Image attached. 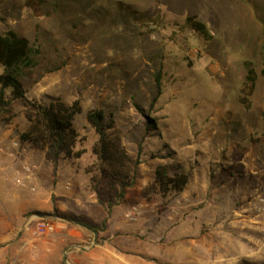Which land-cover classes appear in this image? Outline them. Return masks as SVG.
<instances>
[{"label":"rangeland","instance_id":"374dc122","mask_svg":"<svg viewBox=\"0 0 264 264\" xmlns=\"http://www.w3.org/2000/svg\"><path fill=\"white\" fill-rule=\"evenodd\" d=\"M25 2L0 0V32L13 29L41 51L21 78L15 116L0 119V140H19L33 104L79 99L82 154L61 160L56 176L42 161L40 207L23 216L39 247L60 238L39 250L42 263L13 248L5 264H264V0H46L42 16ZM247 60L258 72L250 108L240 101ZM91 109L132 156L140 153L136 184L111 209L110 193L86 173L98 140ZM160 165L189 175L183 192H145ZM42 219L56 231L35 234Z\"/></svg>","mask_w":264,"mask_h":264},{"label":"trees","instance_id":"16d2710c","mask_svg":"<svg viewBox=\"0 0 264 264\" xmlns=\"http://www.w3.org/2000/svg\"><path fill=\"white\" fill-rule=\"evenodd\" d=\"M45 1L26 0L25 4L37 16H42L46 14L43 8ZM187 22L206 39L211 38L204 23L191 17L187 18ZM40 53L38 45L32 44L27 37L19 35L15 30L0 32V66L3 68L0 74V119L6 124L15 116L13 102L25 96L21 78L39 64ZM245 69L246 76L240 89V101L246 108H250L258 72L251 60L245 62ZM33 106L35 112L27 115L29 125L19 134L20 143L40 151L52 165L53 174L57 175L61 160L70 161L82 154V151L75 150L79 133L73 123L75 116L82 112L81 102L76 99L66 103L57 98L49 104L39 103ZM87 119L95 129L98 140L92 148L96 162L86 168V173L91 175V185L96 191L102 188L110 193L112 199L108 209H111L121 202L128 190L136 184L141 163L140 153L135 158L110 135L103 124L104 114L101 110H89ZM189 179V175L183 171L171 175L166 166L160 165L156 169L154 183L147 187L145 192L160 193L163 196L170 193L180 194L185 190ZM71 220L91 231L100 230L97 224L82 217Z\"/></svg>","mask_w":264,"mask_h":264},{"label":"crops","instance_id":"0c3cea01","mask_svg":"<svg viewBox=\"0 0 264 264\" xmlns=\"http://www.w3.org/2000/svg\"><path fill=\"white\" fill-rule=\"evenodd\" d=\"M18 141L20 143V138ZM36 153L38 155H36ZM43 160L46 159L38 150L30 149L28 146L21 145V143L19 147H16L13 141L12 143H5L3 140H0L1 264L6 263V257L9 258L13 248H17L16 252L19 255L22 253L23 258L29 260V256L30 261L33 262L31 259L37 256V262L42 263V249L49 248L51 246L50 243L53 242L56 237L60 238L62 235L59 232L53 234L51 236L53 238L50 242L47 241L49 239L47 238L45 239V243H42L41 247H39L38 245L41 242L35 243L31 241L28 236L30 226L27 224L28 222L23 221V216L27 210L40 207L39 199L42 197L40 192L41 188L38 184H34L38 183V180L40 182L45 180L44 171L39 168L43 164ZM26 168H29V171H27ZM19 182H23L24 185H21ZM6 195H8V197ZM6 199H8L7 204L9 203L8 208H6L7 205L4 204ZM117 207L118 206L114 207L113 211ZM110 220L109 218V222ZM33 244H36L37 247H35L36 245L33 247ZM14 256L16 260L18 255L14 254ZM216 263L219 264V261ZM227 264H229V262H227Z\"/></svg>","mask_w":264,"mask_h":264},{"label":"built area","instance_id":"2783aa9c","mask_svg":"<svg viewBox=\"0 0 264 264\" xmlns=\"http://www.w3.org/2000/svg\"><path fill=\"white\" fill-rule=\"evenodd\" d=\"M14 146L19 147L20 143L19 141H13ZM27 171H29V168H26ZM21 185H24L23 182H19ZM262 204L259 206V212L264 214V199H262ZM57 229V224L55 221H51L48 219H42L38 221L37 226L35 228V234L39 236L47 235L49 233H53Z\"/></svg>","mask_w":264,"mask_h":264}]
</instances>
